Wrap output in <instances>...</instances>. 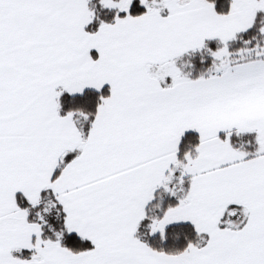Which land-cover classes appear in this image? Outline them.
Masks as SVG:
<instances>
[{"label": "snow or ice", "instance_id": "1", "mask_svg": "<svg viewBox=\"0 0 264 264\" xmlns=\"http://www.w3.org/2000/svg\"><path fill=\"white\" fill-rule=\"evenodd\" d=\"M0 264H264V0H0Z\"/></svg>", "mask_w": 264, "mask_h": 264}]
</instances>
